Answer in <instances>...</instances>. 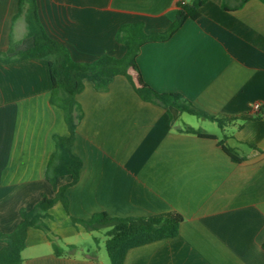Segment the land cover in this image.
Returning <instances> with one entry per match:
<instances>
[{"label": "crops", "instance_id": "obj_1", "mask_svg": "<svg viewBox=\"0 0 264 264\" xmlns=\"http://www.w3.org/2000/svg\"><path fill=\"white\" fill-rule=\"evenodd\" d=\"M18 1L0 0V51L12 47L9 55L33 44L24 16L17 14ZM180 1L37 0V5L47 33L74 60L93 61L125 53L116 39L124 23L142 21L146 32L166 30ZM200 12L167 40L141 47L137 65L143 81L210 114H264V1L206 0ZM50 90L46 59L0 60V247L3 234L21 221V208L56 193L45 169L54 135L67 134L68 127ZM77 99L83 112L72 150L82 159L80 175L65 189L68 206L57 200L45 226L28 227L24 264H104L94 252L71 251L79 250L76 237L94 231L72 217L89 219L99 211L183 216L177 235L129 248L122 264H264V116L231 119L222 129L207 116L143 99L123 74L107 90L85 78ZM219 140L241 159L233 160ZM71 179L62 175L60 184ZM99 230L106 240L107 227Z\"/></svg>", "mask_w": 264, "mask_h": 264}, {"label": "trees", "instance_id": "obj_2", "mask_svg": "<svg viewBox=\"0 0 264 264\" xmlns=\"http://www.w3.org/2000/svg\"><path fill=\"white\" fill-rule=\"evenodd\" d=\"M205 1L181 0L178 3L175 18L163 31L146 32L142 21L120 25L116 32V39L125 44V53L120 57L102 54L93 61L74 60L65 45L47 33L38 13L37 0L18 1L17 14L24 16L26 33L33 38V44L13 55H9V52L13 51L12 47L7 51H0V60L4 63L25 58L47 60L51 79L50 101L63 109L68 133L54 135L55 150L45 169V176L56 190L55 195L51 197L44 194L32 207L21 208V221L12 231L3 234L5 237L4 244L0 247V264H24L22 250L25 246L28 227L45 226L44 218L49 215V208L57 200H61L65 207L68 206L65 189L77 182L82 166V159L73 152L72 145L77 124L83 112L77 94L83 89L85 78H92L98 89L107 90L115 75H126L143 99L166 105L171 104L182 110L207 116L217 121L222 129H224L225 123L231 119L264 116L259 111L255 114L232 117L210 114L184 100L178 93L157 91L143 81L137 65V56L141 47L147 42L170 38L188 18L194 19L201 14L200 7ZM224 7L230 8L226 3H224ZM185 130L195 132L200 136L216 138L213 134L202 132L191 126H186ZM219 143L233 160L241 159L231 147L224 145L223 140H219ZM62 175H70L72 179L68 183L60 184ZM72 219L74 222L81 223L89 231L107 227L105 247L111 264H122L129 248L177 235L183 216L172 211L146 216H114L107 211H99L89 219L77 217H72ZM53 246L55 252L61 254V247L56 243ZM262 247L264 249V241Z\"/></svg>", "mask_w": 264, "mask_h": 264}, {"label": "rangeland", "instance_id": "obj_3", "mask_svg": "<svg viewBox=\"0 0 264 264\" xmlns=\"http://www.w3.org/2000/svg\"><path fill=\"white\" fill-rule=\"evenodd\" d=\"M79 223V222H78ZM81 224V223H80ZM103 229V228H101ZM100 230H94L91 233H85L81 237H76L77 243L79 244V250L77 248L71 249L72 252L82 253L83 251H90V253H95L99 255V258L104 260V264H111L110 258L106 251V240L105 237L101 236ZM66 251H70V249L65 248ZM77 250V251H76ZM106 262V263H105Z\"/></svg>", "mask_w": 264, "mask_h": 264}, {"label": "built area", "instance_id": "obj_4", "mask_svg": "<svg viewBox=\"0 0 264 264\" xmlns=\"http://www.w3.org/2000/svg\"><path fill=\"white\" fill-rule=\"evenodd\" d=\"M260 105H261L260 102H254L253 103V108L254 109H259L260 108Z\"/></svg>", "mask_w": 264, "mask_h": 264}]
</instances>
